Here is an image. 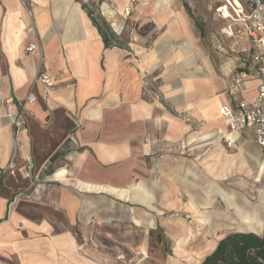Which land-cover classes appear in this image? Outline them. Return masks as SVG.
<instances>
[{"label":"crops","instance_id":"crops-1","mask_svg":"<svg viewBox=\"0 0 264 264\" xmlns=\"http://www.w3.org/2000/svg\"><path fill=\"white\" fill-rule=\"evenodd\" d=\"M103 1L109 23L134 2L128 48H106L78 0H0V264L139 263L158 228L180 248L211 233L208 253L228 232L263 231L264 154L251 130L236 149L222 141L219 109L241 93L184 3ZM43 69L52 91L34 81ZM147 75L162 99L144 94Z\"/></svg>","mask_w":264,"mask_h":264},{"label":"built area","instance_id":"built-area-1","mask_svg":"<svg viewBox=\"0 0 264 264\" xmlns=\"http://www.w3.org/2000/svg\"><path fill=\"white\" fill-rule=\"evenodd\" d=\"M212 1L215 3V13L227 21L221 30L223 34L233 38L242 36L249 45L247 49L237 52L238 65L229 75L230 89L239 91L241 95L231 104H222L219 109V113L227 121V131L222 135V141L230 148H237V136L246 130H251L254 143L264 154V0ZM83 2L89 8L94 5L96 14L103 17L105 4L103 0H83ZM133 8L134 2L130 1L122 9L121 21L110 23L115 35L123 32ZM249 80L255 81L250 87L253 92L244 94L248 89L243 88L242 85ZM34 81L41 83L46 91H52L56 86L53 76L45 69L37 72ZM147 83L148 81L145 80L144 86ZM36 99V92L30 89L24 98V103H33ZM5 102L0 95V107ZM8 116L15 133L22 129L24 120L21 108L8 113ZM16 156L17 149L14 147L6 170L14 169Z\"/></svg>","mask_w":264,"mask_h":264},{"label":"rangeland","instance_id":"rangeland-1","mask_svg":"<svg viewBox=\"0 0 264 264\" xmlns=\"http://www.w3.org/2000/svg\"><path fill=\"white\" fill-rule=\"evenodd\" d=\"M78 1L87 7L83 0ZM179 1L188 5L190 19L196 31L198 42L208 54L214 69L224 77L225 75L228 77L238 65L237 52L247 47L245 40L223 34L221 30L227 21L215 13V3L212 0ZM87 8L94 12V15H97L94 5ZM134 22L133 18L127 20L125 29L120 35H116L117 39L113 41L114 44L119 43L121 48L129 47L134 33ZM146 79H148V83L145 85L144 94L153 99H162L163 95L155 84L156 81L151 80L148 75ZM178 113L181 114V112ZM210 234L200 231L194 232L192 238L180 248V244H177L180 235L176 233L174 235L172 232L166 233L163 229L158 228L149 234L148 247L145 248L143 259L139 263L130 260L122 264H200L199 261L210 250L209 247L205 246L206 239L209 238L208 235L210 236ZM198 258L200 260L196 261Z\"/></svg>","mask_w":264,"mask_h":264},{"label":"trees","instance_id":"trees-1","mask_svg":"<svg viewBox=\"0 0 264 264\" xmlns=\"http://www.w3.org/2000/svg\"><path fill=\"white\" fill-rule=\"evenodd\" d=\"M83 7L101 35L104 46L121 47L119 43H113L117 36L112 32L110 23L100 15H93L84 4ZM184 7L190 15L186 3ZM200 264H264V228L261 234L242 231L226 233L218 240L215 248L203 257Z\"/></svg>","mask_w":264,"mask_h":264},{"label":"bare ground","instance_id":"bare-ground-1","mask_svg":"<svg viewBox=\"0 0 264 264\" xmlns=\"http://www.w3.org/2000/svg\"><path fill=\"white\" fill-rule=\"evenodd\" d=\"M200 259L198 258L196 261H199ZM191 261V260H190Z\"/></svg>","mask_w":264,"mask_h":264}]
</instances>
